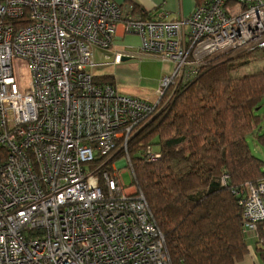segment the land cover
I'll return each instance as SVG.
<instances>
[{"label": "built area", "instance_id": "built-area-1", "mask_svg": "<svg viewBox=\"0 0 264 264\" xmlns=\"http://www.w3.org/2000/svg\"><path fill=\"white\" fill-rule=\"evenodd\" d=\"M118 23L138 35L139 53L173 63L152 99L92 72L109 64L94 49L111 50ZM253 50L264 53V0H201L170 20L114 0H0V264H172L133 184L128 142L168 86L222 53ZM124 56L133 55L115 52L112 63ZM15 58L29 66L24 90ZM121 155L132 186L114 162ZM141 157L159 153L149 146ZM233 192L243 234L259 239L264 179Z\"/></svg>", "mask_w": 264, "mask_h": 264}, {"label": "trees", "instance_id": "trees-1", "mask_svg": "<svg viewBox=\"0 0 264 264\" xmlns=\"http://www.w3.org/2000/svg\"><path fill=\"white\" fill-rule=\"evenodd\" d=\"M102 78L112 83L111 76ZM263 105L264 53H226L207 61L193 78L168 86L132 134L127 152L133 184L147 201L172 264H238L249 254L233 191L264 179V160L247 140L264 143L258 113ZM149 146L159 153L155 161L141 157ZM257 226L252 264H264V221Z\"/></svg>", "mask_w": 264, "mask_h": 264}, {"label": "crops", "instance_id": "crops-1", "mask_svg": "<svg viewBox=\"0 0 264 264\" xmlns=\"http://www.w3.org/2000/svg\"><path fill=\"white\" fill-rule=\"evenodd\" d=\"M114 1L117 2L118 4L132 5L133 9L134 6L141 8L145 13L142 16L145 18H163L168 20L181 19L187 17L194 10L197 4L196 0H114ZM134 12L137 11L134 10ZM139 45H140V40L138 35L132 33H125L122 23H118L117 33L112 40L111 50L108 51L107 53L103 52L102 50L101 51L103 55L106 53L107 56V54L110 53L112 57L115 52H122V53L128 52L133 56H135L136 54L139 53ZM133 56H124V58H122V61L116 65L121 64L123 61H126L132 58ZM151 56H155V55H151ZM167 74H169V72L161 71L156 75L154 79H150V82L146 85H141L139 83L137 84L126 83L119 80L114 74H106V75L111 76V82H112L111 84L117 86L118 89L123 93L152 99L155 97V90L158 87L160 78L163 75H167ZM95 75L96 77L103 76L97 74ZM245 239L249 248V254L245 257V259H243V261L239 262L238 264H252L255 261H257L254 252L255 242H256L255 237H253L252 235H246Z\"/></svg>", "mask_w": 264, "mask_h": 264}, {"label": "rangeland", "instance_id": "rangeland-1", "mask_svg": "<svg viewBox=\"0 0 264 264\" xmlns=\"http://www.w3.org/2000/svg\"><path fill=\"white\" fill-rule=\"evenodd\" d=\"M226 53L237 54L241 53V51H228L220 54V56ZM94 59L96 62H109V64L96 66L92 69V72L97 75L114 74L119 80L126 83H139L141 85H146L150 82V79H154L161 71H167L169 74L173 71V65L169 60L142 53H138L132 58L116 65L112 64L111 61L113 57L110 53L106 56V53L103 55L101 50L95 48ZM14 76L19 88L24 90L30 80L29 66L25 61L18 60L17 58L14 59ZM96 80L103 82V78L100 76H98ZM258 113L263 116L262 121L260 122V128L264 131V105L259 108ZM247 140L253 154L264 160V143L258 140H253L251 136L248 137ZM124 157V155H121L114 162L120 164L117 169L121 173L124 184L132 186L130 170L128 167L122 165ZM88 167L89 165H87V168Z\"/></svg>", "mask_w": 264, "mask_h": 264}, {"label": "water", "instance_id": "water-1", "mask_svg": "<svg viewBox=\"0 0 264 264\" xmlns=\"http://www.w3.org/2000/svg\"><path fill=\"white\" fill-rule=\"evenodd\" d=\"M124 58V57H123Z\"/></svg>", "mask_w": 264, "mask_h": 264}]
</instances>
